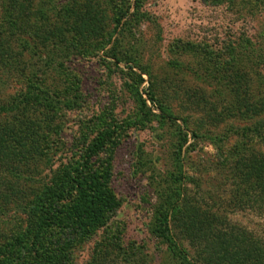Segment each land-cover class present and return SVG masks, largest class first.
Instances as JSON below:
<instances>
[{"label":"rangeland","instance_id":"obj_1","mask_svg":"<svg viewBox=\"0 0 264 264\" xmlns=\"http://www.w3.org/2000/svg\"><path fill=\"white\" fill-rule=\"evenodd\" d=\"M143 12L115 32L106 0H0L2 52L17 55L0 64V127L26 105L44 131L30 169L0 159V245L46 185L67 181L69 198L45 200L57 253L43 243L41 264H179L150 232L172 193L228 235L223 264H264V182L235 194L237 164L264 156V0H145ZM52 33L67 42L48 46ZM128 65L150 74L137 86ZM182 224L170 218L179 249L217 264L222 238L199 257Z\"/></svg>","mask_w":264,"mask_h":264},{"label":"trees","instance_id":"obj_2","mask_svg":"<svg viewBox=\"0 0 264 264\" xmlns=\"http://www.w3.org/2000/svg\"><path fill=\"white\" fill-rule=\"evenodd\" d=\"M106 1L112 12L115 32L124 27V25H132L133 21H135V23L140 21L147 15L146 12H143L145 0ZM132 8H134L133 12ZM46 36L45 42L51 47H59L67 42L64 36H59L56 33ZM0 38H2V36H0ZM7 43V40L6 42L0 40L1 65H4L5 63L13 64V61L17 56L12 54V56H10L11 58L5 57L2 51L4 50L3 46ZM112 51H116L115 44L112 49L108 51V54L115 58L118 64L125 61L123 58H120L116 52L111 54ZM53 52L55 53L54 50ZM129 62L131 61H126L125 63L129 64ZM128 66L132 70V74L138 77L136 80L137 86L144 82L142 74H150L147 70L139 67L142 74L138 75L133 70V66ZM149 96V100L154 103L155 98L153 95ZM141 100L143 107L147 108L146 101L144 99ZM27 109L28 107L26 105L22 109H18V112L14 114L13 118L0 127V159L9 163L12 168H20V170L30 169V167L37 161L36 158L41 155L39 144L44 133V131H39L41 124L37 117L31 115V113L29 114L31 117L26 114ZM26 119L28 121H26ZM261 133L262 131H258L257 135L262 136ZM112 136L113 132L101 134L91 145L89 156L96 154L98 150L102 149ZM193 136L196 138V133H193ZM187 142L188 135L186 134L183 142L180 143V152ZM86 162H88V158ZM236 170L241 176L239 177L240 180H237V191H235V194L240 197V192L245 185H249V182L254 183L256 186L264 182V156H260L255 162H247L243 167L237 164ZM247 178L249 179L248 183L245 182ZM76 180L77 179H72L71 182L73 183V181ZM67 184V181H52L50 184L46 185L37 200H34L31 204L30 210L27 213L26 227L22 234L13 238L11 241L0 245V264H22L26 262V259L28 260V255L32 256L31 259L35 260L36 264L42 262V258L38 257L36 250H38L43 243L48 256L52 257L57 253V249L53 245L56 235H54L52 229H50L52 227L50 210L49 206H46L47 203L45 200H65L69 198L74 191L75 187L73 186H75V184ZM69 186H71V188H69ZM187 203L188 202L185 201L181 202V196L177 195V193L161 197L160 202L157 203L153 211L150 230L151 234L160 238L168 245V248L173 252L172 254L179 264L198 263L189 260L188 254L179 249L172 236L170 218L173 219L174 223H183L184 233L191 240L199 257L206 254L214 239L222 238L223 241L217 243L216 247H218L217 251L219 253L217 264H223L222 255L226 252L228 246L225 237H228V235L221 234V230L218 229L214 219L205 216L200 212L198 207L190 206ZM72 226L73 224L70 225L71 228ZM33 254L36 255L33 257ZM208 261L211 262L210 255ZM133 263L145 264L142 258H137Z\"/></svg>","mask_w":264,"mask_h":264}]
</instances>
